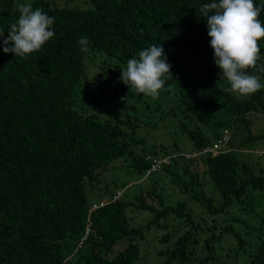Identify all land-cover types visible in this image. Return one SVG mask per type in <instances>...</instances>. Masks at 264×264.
Returning a JSON list of instances; mask_svg holds the SVG:
<instances>
[{
	"label": "trees",
	"instance_id": "obj_1",
	"mask_svg": "<svg viewBox=\"0 0 264 264\" xmlns=\"http://www.w3.org/2000/svg\"><path fill=\"white\" fill-rule=\"evenodd\" d=\"M85 1L87 7L0 0V264H140L136 237L170 214L188 227L171 249L159 251L166 253L159 264H226L214 256V243L226 234L238 248L248 241L227 225L217 233L203 228L187 201L166 204L151 183L135 201L120 200L121 193L90 211L116 191L104 185L103 194L89 200L85 186L92 191L101 170L121 157L139 172L149 167L156 152L145 151L135 135L126 101L133 87L141 97L152 78L167 91H180L188 117L181 130L196 154L220 137L219 127L229 131L227 148L217 154L169 156L162 169L180 192L216 213L264 188V175L230 146L233 125L248 128L247 114H264V0H249L240 16L237 0ZM92 51L114 59L99 70L98 94L119 103L103 107L105 117L74 107ZM253 138L248 134L247 140ZM205 175L220 194L218 206L206 194ZM129 205L156 215L133 226ZM88 222L91 232L78 247ZM208 231L197 256L199 235ZM260 232L241 264H264V228Z\"/></svg>",
	"mask_w": 264,
	"mask_h": 264
},
{
	"label": "rangeland",
	"instance_id": "obj_2",
	"mask_svg": "<svg viewBox=\"0 0 264 264\" xmlns=\"http://www.w3.org/2000/svg\"><path fill=\"white\" fill-rule=\"evenodd\" d=\"M25 1L29 2L30 0ZM55 1L60 5L88 6L85 0ZM248 4L249 0H237L234 9L239 16L247 9ZM113 60L104 52H89L86 61V84L81 82L75 87L74 107L78 111L83 113L94 112L98 116L100 115L99 117H105L102 112L103 107H115L119 104L116 100H103L97 92L100 66L104 61ZM139 73L140 70L137 69L131 74L136 79ZM143 88V94L141 97H137L135 94L136 88L133 87L126 103L128 104L130 118L135 122L133 125L135 135L143 139L145 151L155 150V155L167 153L166 156L170 157L175 155L191 156L195 153L193 140L181 130V122L187 121L188 117H186L180 104L182 99L180 91L178 89L167 91L152 78L145 80ZM96 105L100 108L96 109ZM121 116L123 117V115ZM246 117L249 121L248 128L240 127L238 123L232 126L230 146L233 147L239 159L246 160L252 165L255 173L264 175V114L258 111L249 113ZM200 126L205 135L213 141L211 131L204 124H200ZM193 127L198 126L193 124ZM223 129L219 127L217 130L222 131ZM248 134L253 135L254 138L247 140ZM136 150L141 151V147H137ZM259 153L260 155H258ZM198 169L200 172L204 171L200 167ZM203 180L206 194L211 195L214 205L218 206L221 203L219 192L213 189L206 175ZM151 183L153 187L155 186L157 192L161 194L166 204L174 205L179 200L187 201V206L191 210L195 221L201 223L203 228H211L217 233L220 228L227 225L240 232L241 236L248 241L244 248H238L236 240L229 234L214 243L212 248L214 256L226 264H241L249 245H254L256 240L258 241L257 236L259 234L263 237L260 230L264 228L262 221L264 188L253 189L247 199L236 200L229 207L211 213L200 202L191 200L185 193L180 192L170 180V175L165 173L163 169L145 176L144 172H139L134 166L130 165L128 158L121 157L112 162L106 169L101 170L99 181L93 182L94 188L92 191L89 190L87 184L85 190L89 200H95L103 194V186L107 185L106 191L110 193L119 190L122 193L120 200L132 202L136 200V196H139L142 191L149 190L152 186ZM145 197L154 205V209L161 208V204L157 200H153L149 196ZM126 213L131 217L130 223L136 227H142L156 215L154 211L137 210L133 205L126 208ZM187 227L182 220L171 214L167 217H160L157 223L145 227L144 237H136L140 251V264H159L163 262L166 259V253L161 255L159 251L171 249L176 239L187 230ZM209 231L199 235L200 244L196 246L197 256L204 253L202 247L204 239L211 232ZM164 235H168L169 239L162 240L161 238ZM177 263V261H173L171 264ZM193 264H196V261ZM208 264H211V261Z\"/></svg>",
	"mask_w": 264,
	"mask_h": 264
},
{
	"label": "built area",
	"instance_id": "obj_3",
	"mask_svg": "<svg viewBox=\"0 0 264 264\" xmlns=\"http://www.w3.org/2000/svg\"><path fill=\"white\" fill-rule=\"evenodd\" d=\"M228 140H229V131L228 129H223L221 131V135L220 137L215 140L214 142H212V144H208L207 146H204V148H202V150L200 152H198V154L193 153L191 156H186L187 158H193L196 157L198 155H200L202 152H212L214 154H217L219 151L221 150H225L228 146ZM260 155V153L258 154ZM170 160L169 156L166 155H152L149 157V167L147 168V170L145 171V176H149L152 173L162 170L163 166L166 165ZM121 195V191H116L115 194L112 195L111 199L109 198H104L102 200H100L98 203H93L90 207V211L103 206L104 204L108 203L110 200L111 201H115L119 196ZM90 222V220H89ZM88 222V223H89ZM91 223H89L85 230L83 235L81 236L79 242H78V247H81L84 242L88 239L89 234L91 232V228L90 225Z\"/></svg>",
	"mask_w": 264,
	"mask_h": 264
}]
</instances>
